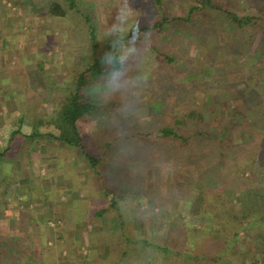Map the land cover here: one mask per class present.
Here are the masks:
<instances>
[{"label": "rangeland", "instance_id": "1", "mask_svg": "<svg viewBox=\"0 0 264 264\" xmlns=\"http://www.w3.org/2000/svg\"><path fill=\"white\" fill-rule=\"evenodd\" d=\"M135 1L136 0H131V6L142 10V12L146 14L141 17L140 25L141 23L147 24L149 22H155L154 14L156 13L155 11L157 8L155 9L153 7L154 1L147 0V2H142V0H138L140 2L137 4ZM164 1L175 4L178 3L179 0ZM182 1H185V4L190 3L187 2L190 0ZM256 1L257 0H215L217 5L226 6L233 12L244 10V8L247 9L248 7L250 8V5L255 6L257 5ZM78 2L80 3L79 8L83 16L88 17L89 23L85 22L82 16L80 19L77 18L79 23L75 26L65 18H56L47 15V0H0V137L2 129L5 128L6 122H9L11 125L19 124V127L11 128H15L13 131L14 133L18 132L21 136L24 135V133L30 131L29 125L31 126L33 123H38V112L43 115H50L49 117H51L47 120L48 123H45L42 127L43 131L48 133H62V125H65V123L60 113L63 104L61 101V94H58L56 90L52 89L51 91V88L45 87L43 85L45 84L43 81L44 79L42 80L38 75L43 73L58 74L59 77L65 75L69 78V82L75 83L80 75L79 72L86 65L85 63H88L89 61L87 58L91 57L90 55H86L89 43L87 44L88 46L82 45V38H86L85 36H87V30L90 26L94 27L99 36L98 41L100 48L103 47V49L99 50V56H102V54L105 53L104 51L107 50L108 43L107 39L104 38L105 29L114 22L117 7L123 2V0H78ZM207 12H205V15L210 14L213 16L212 11H209V13ZM143 18L148 19L142 22ZM215 18L214 13V20ZM212 20V17H210V24L212 23ZM225 24L226 21H221L218 26L212 27V31L207 33L206 38H208L205 41L204 39H191V36L188 35V33L190 35L195 33L198 34L199 37L200 33L205 32L204 28H196L195 26H188L187 29L185 28L187 32L184 30H175L173 28V31H169V27H163L164 29L161 31L151 33L150 43L146 45L148 50H142L138 54L136 61L130 62L128 69L129 76L144 77L147 80L144 82L145 86H142L143 83L141 84L143 89H140L139 92L137 91L138 100L147 101V104L139 106L140 111L146 109V106H149V104H152L153 101H150L149 96L152 94L150 89L153 86L150 85L157 87V77L155 78V76H158L159 73L163 75V71L166 75L167 73H175L178 77L182 78V80L184 78L185 81H183L185 83H188V81L192 83L194 85L193 90H195L193 92L194 97L199 100L204 97L206 91L210 94L216 95L214 96V99L220 103L217 104L219 110H223V103H229L228 106L233 103L232 100L235 96V92L232 91L233 89H246L247 92L252 94V96H259V101L264 97V56L260 58L259 62L255 56L251 54L252 47L247 50L244 49L245 51H243L242 47L244 45L240 43V40L246 39L251 34V30L246 29L238 35V32L229 29ZM133 26H136V21H133ZM262 34H264V31ZM256 45L257 40L251 46L255 47ZM215 46L218 48L215 57L209 58V50L211 47L213 48ZM82 58L86 60H83ZM168 59H172V62H168ZM210 62L212 66H208V63L210 64ZM103 78L104 77H93L91 73H88L83 78V89L85 90L84 92L88 93V95L86 94V97L92 103L98 104V113H95V115L98 114L97 118L100 119L98 121L95 120V122L86 121L85 123H81L84 125L83 130L85 131L84 135H86H81V139L82 137L96 138L99 141L100 146L103 147L108 144L107 139H115L120 150L118 154L124 157H121L120 159L122 165L120 160L112 162L114 165L113 168L117 167L119 170H122V167L124 169L121 172L123 177L120 174L123 179L122 189H125L124 185L128 184V186H132L130 189H138L147 194L149 193L147 203L159 206L160 204H154L159 203V200L151 196V192L148 191H150V189L153 190V185L149 183V180L155 177V173H161V171L154 172V165L151 162L146 161V159L152 158V155L157 153V149L162 147L159 146L157 143L158 140L154 136L150 137V134L154 135L152 132L149 133V131H143L148 127L146 128L145 125H139L138 119L132 117L131 111H128L131 106L117 107L116 104L117 102H120V99H123L124 97L128 98L127 93H110L102 91L99 88L93 90L91 85H100ZM202 82L203 84L206 83L208 85L202 88ZM147 83L150 85L146 86ZM183 83L180 85V82L178 81L175 83L172 82L169 92L167 91L166 93L164 99L165 102L162 103L169 105L172 104L175 99L177 100V92L180 87L184 86ZM229 88L231 90H229ZM133 90L135 91L137 89ZM134 91H131V93L136 94ZM218 96L220 99H218ZM198 99L190 102V105L194 109H197L199 104H201ZM236 100L238 101V104L242 105V102L239 99ZM259 101L257 105L260 107H256L257 109L252 107V109H259L258 111H260L262 108V110H264V102L261 103ZM254 102H256V100H254ZM117 108H119V110L115 113L114 111H116ZM113 113L115 114L113 115ZM178 113L182 119L184 118L183 120H186V127H191L195 124L193 123V120H190L193 116L191 112L187 111ZM142 115L148 114L144 113ZM120 116L123 122L120 121L118 124L115 123L114 121H118ZM205 116V120L209 121V123L211 120L216 124L224 123L226 120L219 118L220 113L218 116L212 115L208 112ZM249 116L248 120L251 123H254L256 127L264 124V116H259V113L252 115L249 114ZM87 118L88 120H91L88 116ZM161 121L162 118L159 122ZM127 123L128 126L125 125ZM81 124L79 123L78 126H83ZM99 125L102 127L97 128ZM228 125L230 126V124ZM53 127L57 129V131ZM233 131L232 135L234 140L236 137H240V134L242 135V133H244L238 132L235 129ZM259 131L263 136L257 138V143H263L264 128ZM219 134L220 137H218L221 138V131ZM116 137L120 138L116 139ZM125 137L127 139H124ZM35 138L38 140V137ZM45 139L48 141L51 140L49 136H46ZM29 140L30 139H26L25 143L27 144V141ZM250 141L253 142L251 134L245 132L243 144L247 145ZM9 142V148L11 147L13 149L14 147L18 148V146L23 143L22 141L19 142V139L17 138L16 140H11ZM162 142L165 141L162 140ZM8 143L7 145H4V149L8 148ZM80 145H82L81 141ZM2 146L3 145H0V147ZM50 147L51 145H47V148H49L48 150H51ZM39 148H41V146L38 144V150ZM13 149L10 150L8 154L3 155L4 162L1 164L3 169L9 170L11 168L12 170L18 169L19 171H22V169L28 168L26 161L22 158L23 154H21L22 157H18L17 162L20 165L11 161V166H7L9 161H5L8 159L9 155L10 157L16 156L15 150ZM215 157L216 155H208L206 157V155H202L201 153L193 155L190 159L192 161L190 165L192 170H185L183 172L181 171L183 170L181 169V162L177 161L175 158L176 160L174 159L172 167L169 170H165L166 172H170L165 173L162 169V172H164L163 174H165L166 177L165 179L168 182L169 189L171 190V196L175 199V196L182 194L183 189L185 188L184 182L189 180L196 183V186L199 188L201 182L196 181L202 177L204 170L206 171L213 167ZM178 163L180 164L179 166ZM89 164L91 163L89 162ZM220 165V168L217 170L218 176H221V174L224 173V176L227 177L226 174H228V172H232L234 168H237V165H234L231 157H226ZM166 166L170 167V164L168 163ZM36 167H38V171H50L53 168L48 159L42 161L38 160L37 166L35 165L34 168ZM247 175L248 173L245 174L246 177ZM48 180L49 177L44 179V183ZM110 184V182H104V185L106 186H109ZM158 187L159 189H164V187ZM187 190L188 196L194 195L189 192L191 190L190 187H187ZM127 194L129 193L127 192ZM244 196L246 198V204L254 202L253 198H249L248 195ZM232 200L233 199H231V201ZM259 202H262V199L255 203L259 204ZM0 204L3 203L0 202ZM189 204L190 203L185 204L186 208L184 210L187 214L190 209V207H188ZM116 205L119 210L120 208L122 210L124 205L128 207L129 204ZM148 207L149 206L147 205L144 208L150 209ZM1 211L2 210L0 209V213ZM110 212L112 211L110 210L109 213ZM0 215L2 216L3 213ZM187 223L188 224L183 223L180 225L182 229L187 230V228L190 227L194 228L193 224H189V219L187 220ZM59 226H61V224ZM177 227L178 226H174L172 229L175 231ZM252 234L253 233L250 232L243 234L242 238L246 237L247 243H242L241 238L239 241L242 247H240L237 242L236 248L244 250V248L251 247ZM218 237L219 236L215 235V239ZM234 252H236V250H234ZM234 255H236V253H234ZM236 258L237 257L235 256V259ZM230 262L231 260H229L228 264ZM74 264H77V262Z\"/></svg>", "mask_w": 264, "mask_h": 264}, {"label": "crops", "instance_id": "2", "mask_svg": "<svg viewBox=\"0 0 264 264\" xmlns=\"http://www.w3.org/2000/svg\"><path fill=\"white\" fill-rule=\"evenodd\" d=\"M140 1L136 0L135 3ZM147 19L143 18L142 22ZM144 27V23H141L142 32L145 30ZM159 74L155 76L157 85L182 80L175 73L166 75L163 71V75ZM38 77L44 79L45 87L51 88V91L56 90L61 97H64L76 92L80 75L75 83L69 82V78L65 75L59 77L58 74L43 73ZM148 85L150 84L147 83L146 86ZM142 86L145 84L143 83ZM150 86L154 87V85ZM136 89L125 92L128 98L120 99L116 105L131 106L128 111H131L132 117L138 119V124L141 126H156L159 124L156 121L160 118V114L175 113L176 106L184 112L187 111V100L180 99L181 96H178L177 91V100L165 105L162 102H165L163 97L167 92L158 89L152 90L149 96L153 102L146 106L148 112L146 109L140 111L139 106L147 104V101L138 100L137 91L139 92L140 89ZM84 93L88 95L87 92ZM118 110L119 108L114 112L117 113ZM144 113L148 115H142ZM94 115L95 113L83 115L77 120V126L86 121H98L100 119L97 118L98 114ZM49 116L38 112V123H31L34 127L29 125L30 131L23 132L22 136L18 132H13L20 125H11L9 122H6L1 132L0 145L3 146L0 147V202L3 204H0V209L3 215H0V264H74L75 262H81L80 264H228L229 260H231L229 264H241L240 250L235 246L229 252L230 255L227 252L225 257L222 256L220 262H217V251L208 252L189 247V238L194 237L199 228L194 225V228L189 226L190 228L184 230L180 226L183 223L188 224L187 213L184 210L188 190L185 187L182 194L175 196V199L171 196V190L163 174L170 172L165 171L168 169L162 168L164 172L157 168L156 171L153 170L161 173H155V177L149 180L153 190L150 189L148 192L159 200V203L154 204L160 205L148 204L149 193L130 189L132 186L128 184L122 189L121 172L124 169L121 167L122 170H119L116 166L117 169L113 168L112 163L121 159L122 156L118 154L119 149L108 151L105 166L98 170L89 164L81 148L62 140L61 133H48L42 130L45 123H48L47 120L51 118ZM87 116L91 120H88ZM120 121L123 122L121 116L114 122L118 124ZM125 125L128 126V123ZM100 127L102 126L99 125L97 128ZM83 129L84 125L78 126L79 133L86 136ZM46 136L51 140H46ZM35 137H38V140ZM16 138L23 143L18 148H9V141ZM26 139H30L27 144ZM107 141L116 143L115 139H107ZM7 143L8 148L4 149ZM38 144L41 146L39 150ZM47 145H51V150H48ZM12 149L15 150L17 157L13 156V158L9 155L5 161H9L7 166H11V161L18 163V157H22L23 154L22 158L28 168L22 171L3 169L1 165L4 162L3 155L8 154ZM37 158L41 161L50 160L53 168L50 171H38V167L34 168L35 165L37 166ZM47 177L49 180L44 183ZM104 182L111 184L106 186ZM158 186L164 189H159ZM111 204L129 205L128 207L124 205L122 210L121 208L119 210L117 205ZM146 204L150 209L144 208ZM243 206L249 209L252 207L251 204ZM258 209H261V204H258L253 212ZM103 210L107 212L104 214ZM110 210L112 212L109 213ZM174 226H178L175 231L172 229ZM109 239H113L112 243L108 241ZM127 240L131 242L127 243ZM77 247L82 251L83 261L74 260V249ZM204 255L209 256V259L205 260Z\"/></svg>", "mask_w": 264, "mask_h": 264}, {"label": "trees", "instance_id": "3", "mask_svg": "<svg viewBox=\"0 0 264 264\" xmlns=\"http://www.w3.org/2000/svg\"><path fill=\"white\" fill-rule=\"evenodd\" d=\"M153 1V7L155 9L157 8L154 14L155 22L144 23V31L150 33L159 32L169 27V31L177 29L187 32L186 29L188 26H195L196 28H204L205 32L200 33L199 37L195 33L193 35L188 33V35L191 36V39L197 38L200 40L204 39L205 41L208 38H206L207 33L212 31V27L218 26L221 21H226L225 25L229 29L238 32V35L246 29L251 30V34L246 39L240 40V43L244 45L242 47L243 51H245L244 49L247 50L252 47L251 54L258 61L264 56V34H262L264 31V0H257V5H250V8H244V10L236 12L229 10L226 6L217 5L215 0H190L187 1L190 3L186 4L182 0H179L175 4L165 2L164 0ZM79 6L80 3L78 0H47L46 10L47 15L56 18H65L72 25L76 26L79 23L78 19L83 16ZM209 11L213 12V16L210 14L205 15V12L209 13ZM210 17L213 19L211 24ZM83 20L89 23L88 17L83 16ZM85 37L82 38L81 43L84 46L89 43V46L87 45L88 50L86 55H90L91 57L87 58L89 60L88 63H85L86 65L79 72L80 77L77 81L76 92L72 95L69 94L68 96L61 97L63 105L60 113L65 123V125H62L63 131L61 136L62 140L81 148L92 167L99 170L105 166L104 163L109 153L108 151L117 150L119 146L117 142L114 144L110 142L105 147L100 146L99 141H95L93 137H82L81 139L82 134L79 133L76 125L80 117L97 113L99 108L97 103H92L87 99L83 91L84 76L91 73L93 77H103V71L100 66L101 56H99V50L103 49V47L100 48L99 36L95 28L90 26ZM256 40L257 45L255 47L251 46ZM108 48L109 44L107 43V50ZM217 49L216 46L210 48L209 58L215 57ZM168 62H172V59H168ZM209 65L212 66L211 62L210 64L208 63ZM184 81L181 80L180 85ZM183 84L184 86L178 90V96H181L180 99L185 98L187 100V111L192 113L193 116L190 120H193L195 124L191 127H186V120H183L184 118L182 119L178 113L184 111L177 106V112L175 113L167 115L160 114V118L156 121L159 122L162 118L159 124L148 128L146 126L148 130H143L149 131V133L152 132L154 135L150 134V137L154 136L158 140L157 143L159 146L162 147L157 149V153L153 154L152 158H147L146 161L151 162L154 168H166L169 170L176 158L177 161L181 162V169H183L181 171L183 172L185 170H192L190 166L192 163L190 160L191 156L197 155L198 153L206 155V157L208 155H216L213 167L206 171L204 170L202 177L196 181L201 182L199 188L191 180L184 182L185 187L191 188L189 192L194 194L193 196H187L185 202V204L190 203L188 205L190 209L187 214L189 224L192 223L199 227L196 235L189 238V247L195 248L196 250L203 249L208 252L217 251V262H220L227 252L230 255L229 252L232 247H237V242L242 247L239 239L242 238L243 234L250 232L253 233L252 246L244 248V250L240 249V262L241 264L244 262L247 264H264V141L263 143H257V138L263 136L259 130L264 128L262 126L264 124L256 127L254 123L248 120L249 114L259 113V116H264V110L262 108L260 110L261 112L258 111L259 109L256 110L260 107L257 105L260 97L252 96L246 89H233L232 91L235 92V96L232 100L233 103L230 105L231 107L228 106L229 103H221L223 110H219L217 104L220 103L214 99L216 95L206 91L204 97L199 100L194 97V85L189 81ZM170 85L171 83H167L157 85V87L159 91L167 92L171 88ZM207 85L202 82L201 87L204 88ZM157 87H152L150 90H157ZM139 89H143V87L140 86ZM229 90L231 89L229 88ZM263 98L259 102H264ZM195 99L201 102L197 109H194L190 105V102L195 101ZM218 99H220L219 96ZM236 99H239L242 105L238 104ZM150 100L153 101L152 98ZM252 107L257 108L252 109ZM208 112L218 116L220 113L219 118L226 120L224 123L216 124L213 120L209 123V121L205 120V115ZM226 124H230V126ZM234 129L238 132H244L242 135L240 134V137H236L235 140L232 135ZM219 130L221 131V138H219ZM245 132H249L253 138V142L250 141L247 145L243 144ZM124 139L127 138L125 137ZM162 140L165 142H162ZM80 141L82 145H80ZM118 151L120 152V150ZM226 157H231L234 165H237V168H234L232 172H228L226 174L227 177L224 176V173L218 176L217 170L221 166L220 163ZM168 163L170 167L166 166ZM246 173H248L247 177L245 176ZM244 195H248L251 199L253 198L254 202H250L252 205L251 209L243 206L246 204ZM231 199L233 200L231 201ZM260 199H262V202H259L261 209L253 212L258 206L255 202H258ZM106 212L107 210L102 211L104 214ZM215 235L219 237L215 239ZM112 240L109 239L108 241L112 243ZM126 242L129 243L131 241L127 240ZM243 242L247 243L246 237L242 238ZM79 249V247L74 249V260L83 261V258H81L82 251ZM208 257L204 255L203 258L207 260L209 259Z\"/></svg>", "mask_w": 264, "mask_h": 264}, {"label": "clouds", "instance_id": "4", "mask_svg": "<svg viewBox=\"0 0 264 264\" xmlns=\"http://www.w3.org/2000/svg\"><path fill=\"white\" fill-rule=\"evenodd\" d=\"M147 2V0H142ZM146 15L142 10L133 8L131 0H123L117 7L114 22L106 27L104 38L109 48L100 58L103 81L100 85H91L110 93H124L136 89L146 82L144 77L128 75L130 62H135L138 54L147 51L151 33L141 31V17ZM136 21V26H133ZM96 94V93H94Z\"/></svg>", "mask_w": 264, "mask_h": 264}]
</instances>
